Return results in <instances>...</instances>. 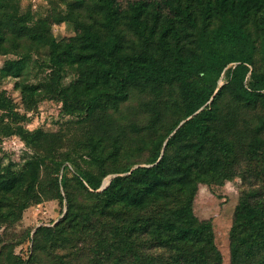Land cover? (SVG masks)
<instances>
[{"label":"trees","instance_id":"16d2710c","mask_svg":"<svg viewBox=\"0 0 264 264\" xmlns=\"http://www.w3.org/2000/svg\"><path fill=\"white\" fill-rule=\"evenodd\" d=\"M67 5L34 18L0 0V53L19 55L0 78L24 76L37 54L38 68L51 72L16 82L25 107L55 98L76 116L69 133L29 130L0 92L1 134L18 133L33 149L19 165L0 160V226L44 200L66 207L37 227L26 259L15 247L31 232L0 233V264H224L215 224L196 216L193 200L200 182L224 183L242 155L264 154V0ZM64 20L75 34L58 40L52 24ZM69 71L76 78L67 83ZM133 94L139 107L129 114ZM69 164L72 176L60 177ZM153 244L164 251L148 250ZM229 248L228 264H264L261 187L242 193Z\"/></svg>","mask_w":264,"mask_h":264},{"label":"rangeland","instance_id":"374dc122","mask_svg":"<svg viewBox=\"0 0 264 264\" xmlns=\"http://www.w3.org/2000/svg\"><path fill=\"white\" fill-rule=\"evenodd\" d=\"M19 2L20 11L25 12L30 9L32 16L38 18L46 15L48 10L52 7L58 10H67L68 3L73 0H16ZM123 5H126L128 0H119ZM52 33L58 40L69 39L74 36L75 29L72 22L64 20L59 23L52 24ZM49 49L46 46L41 47V56H46ZM32 60L25 67L24 76H7L0 78V92L12 99L15 110L19 112L23 118H20V124L24 125L29 130L41 128L47 132H57L62 130L68 131L69 124L76 120V116L72 114L63 113V102L55 98H45L31 108L27 109L24 105L20 87L16 82L23 77L30 79H38L45 74H49L51 69L46 66L40 70L37 65V54L32 55ZM10 58H19L16 53L1 54L0 53V68L4 66L5 61ZM235 66V64H233ZM37 72V73H36ZM76 75L72 72H67L64 78L65 82L72 81ZM226 81L223 77L220 78L219 83ZM139 107V97L133 94L129 101L124 104L123 108L129 114L136 112ZM8 110L0 108V115L6 114ZM8 115H4V120H9ZM33 153V149L28 146L18 133L9 135H2L0 132V160L3 164L14 162L19 165ZM236 165V175L232 178L226 179L224 183L218 180L212 182H200L198 190L195 193L193 200V209L199 219H210L215 224L216 239L219 247L224 255V264H228L230 258L229 248V230L233 222L234 211L239 202V199L245 191H250L252 188L261 187L264 190V154L258 151L251 158H244L241 156ZM144 159V156H140ZM68 164V163H67ZM75 168L69 164V168L62 167L59 169V176L64 173L72 176ZM57 173V172H56ZM55 173V174H56ZM116 174H109L105 179H110ZM211 178H215L212 177ZM66 207L57 200H44L39 203H34L27 207L21 220L11 228L0 226V233L11 235L14 238H21L27 232H31L28 238L22 243L16 245L15 253L26 259L29 256L32 245V236L37 227L41 225H53L61 216ZM7 230V232H4ZM148 250L153 253L163 252L164 249L159 245L153 244L148 246Z\"/></svg>","mask_w":264,"mask_h":264},{"label":"water","instance_id":"95a60500","mask_svg":"<svg viewBox=\"0 0 264 264\" xmlns=\"http://www.w3.org/2000/svg\"><path fill=\"white\" fill-rule=\"evenodd\" d=\"M110 182V179H105L102 183L101 189L106 187L108 185V183Z\"/></svg>","mask_w":264,"mask_h":264}]
</instances>
